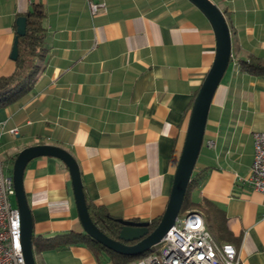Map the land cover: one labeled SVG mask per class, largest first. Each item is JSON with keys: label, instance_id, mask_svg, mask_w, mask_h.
<instances>
[{"label": "crops", "instance_id": "1", "mask_svg": "<svg viewBox=\"0 0 264 264\" xmlns=\"http://www.w3.org/2000/svg\"><path fill=\"white\" fill-rule=\"evenodd\" d=\"M30 1L44 8L45 51L30 89L0 106L3 172L23 147L58 145L75 159L87 199L124 219L160 216L214 58L208 20L188 0H104L97 13L87 0H0V76L14 69L15 21ZM212 1L229 27L231 54L194 166L205 174L189 197L214 240L235 247L239 264H264L263 195L247 180L252 132L264 131V77L237 64L264 57V0ZM22 183L33 235L82 232L61 160L32 158ZM33 255L35 264H113L80 244Z\"/></svg>", "mask_w": 264, "mask_h": 264}, {"label": "water", "instance_id": "2", "mask_svg": "<svg viewBox=\"0 0 264 264\" xmlns=\"http://www.w3.org/2000/svg\"><path fill=\"white\" fill-rule=\"evenodd\" d=\"M188 1L195 5L208 20L215 37V53L212 64L193 98L168 200L159 221L150 230L148 221L122 220L117 237L111 238L107 236L93 223L89 216L78 165L73 156L58 145L47 143L29 145L16 153L11 168L15 204L20 217V246L24 264H35V260L32 249L33 221L27 204L22 178L28 161L37 156L56 157L65 164L69 172L82 232L108 249L128 255L142 254L151 250L170 226L173 225L179 215L186 186L200 151L212 96L229 64L231 54L229 27L219 7L212 0ZM15 25L16 34L10 53L12 59L17 54L18 36L25 32V17L18 16Z\"/></svg>", "mask_w": 264, "mask_h": 264}, {"label": "built area", "instance_id": "3", "mask_svg": "<svg viewBox=\"0 0 264 264\" xmlns=\"http://www.w3.org/2000/svg\"><path fill=\"white\" fill-rule=\"evenodd\" d=\"M91 13L105 9L104 0H87ZM233 63H236L234 61ZM16 133V128L11 129ZM252 162L247 180L263 195L264 131L252 132ZM0 264H24L20 246V217L15 204L11 173L0 166ZM128 264H239L232 244H218L202 214L191 210L178 215L160 241L144 256Z\"/></svg>", "mask_w": 264, "mask_h": 264}, {"label": "trees", "instance_id": "4", "mask_svg": "<svg viewBox=\"0 0 264 264\" xmlns=\"http://www.w3.org/2000/svg\"><path fill=\"white\" fill-rule=\"evenodd\" d=\"M18 16L25 17V32L24 34L19 35L17 39V54L13 59L15 63L13 71L9 75L0 76V106L7 105L30 89L32 76L38 70V62L44 55L45 51L44 43L46 29L43 24L45 16L43 5L41 3L30 1L28 9ZM237 64L241 70L251 75L264 77V57L250 56L247 59H238ZM204 174L205 170L192 171L179 211L180 215L187 211L199 208V203L193 201L189 197V194L191 189L194 188L203 178ZM83 192L85 195L84 188ZM85 200L89 216L93 223L111 238L117 237L122 220L139 221L136 218L124 219L118 215H114L103 205L95 204L87 199L86 195ZM160 216L148 221L150 230L155 227ZM207 228L212 235L213 233L208 223ZM70 244L86 246L100 263L102 260L107 259L113 264H127L130 261L144 256L149 251L148 250L139 255L118 253L108 249L84 232H77L74 230H69L53 236L32 235L33 251L46 248H63Z\"/></svg>", "mask_w": 264, "mask_h": 264}, {"label": "rangeland", "instance_id": "5", "mask_svg": "<svg viewBox=\"0 0 264 264\" xmlns=\"http://www.w3.org/2000/svg\"><path fill=\"white\" fill-rule=\"evenodd\" d=\"M228 69V68H227ZM227 69L225 70V72L227 71Z\"/></svg>", "mask_w": 264, "mask_h": 264}]
</instances>
